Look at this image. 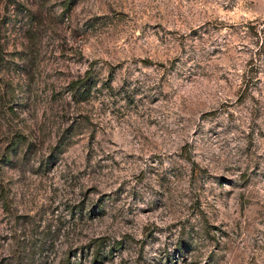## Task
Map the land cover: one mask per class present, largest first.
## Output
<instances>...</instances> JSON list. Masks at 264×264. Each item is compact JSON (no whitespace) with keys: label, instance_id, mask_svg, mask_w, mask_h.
I'll return each instance as SVG.
<instances>
[{"label":"rangeland","instance_id":"1","mask_svg":"<svg viewBox=\"0 0 264 264\" xmlns=\"http://www.w3.org/2000/svg\"><path fill=\"white\" fill-rule=\"evenodd\" d=\"M0 264H264V0H0Z\"/></svg>","mask_w":264,"mask_h":264},{"label":"trees","instance_id":"2","mask_svg":"<svg viewBox=\"0 0 264 264\" xmlns=\"http://www.w3.org/2000/svg\"><path fill=\"white\" fill-rule=\"evenodd\" d=\"M86 79H88V76H87ZM85 85L88 86L87 90L85 88L84 91H82V92L78 91L81 88V87L77 88L78 86H85ZM90 86L91 85H87V82L85 81V77L77 79L75 81H72L71 84H70V92H71V95H72L73 99H75L77 101H80L81 97L80 98H76V94L80 93L81 95H84V94L87 95L88 92H89V87ZM98 256H99V252L97 250V252L94 255L93 261H96V258H98Z\"/></svg>","mask_w":264,"mask_h":264}]
</instances>
